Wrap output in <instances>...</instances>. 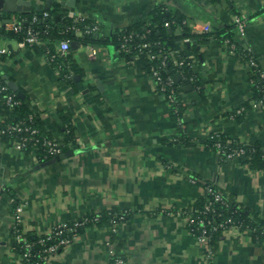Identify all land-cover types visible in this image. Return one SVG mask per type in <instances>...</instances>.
<instances>
[{
    "label": "crops",
    "instance_id": "0c3cea01",
    "mask_svg": "<svg viewBox=\"0 0 264 264\" xmlns=\"http://www.w3.org/2000/svg\"><path fill=\"white\" fill-rule=\"evenodd\" d=\"M28 1L31 12L0 9V30L24 14L57 9L56 22L89 19L99 36L111 37L158 6L182 15L193 34L207 33L206 23L216 32L235 28L233 42L210 36L177 43L202 86L201 93L185 86L179 119L152 74L112 45L74 40L77 48L67 53L76 66L65 78L45 54L0 37L9 49L0 56V73L16 82L54 140L64 142L68 126L74 134L67 151L47 161L0 139V264L21 259L12 237L18 206L33 237L109 209L130 212L117 231L87 226L46 264H109L120 242L125 264H264V163L224 158L210 144L220 133L264 154V104L253 100L252 68L236 51L250 48L264 70V0ZM241 13L249 17L243 30L234 21ZM240 107L244 113L237 114ZM210 186L239 204L263 235L229 229L213 259L187 225Z\"/></svg>",
    "mask_w": 264,
    "mask_h": 264
},
{
    "label": "trees",
    "instance_id": "16d2710c",
    "mask_svg": "<svg viewBox=\"0 0 264 264\" xmlns=\"http://www.w3.org/2000/svg\"><path fill=\"white\" fill-rule=\"evenodd\" d=\"M56 10L41 11L30 14H24L21 21V29L18 31L4 27L0 30V37L7 40L23 41L28 30H33L39 33V37L44 41L43 45H33L32 47L42 54H45L51 62L59 69L62 77L67 75L69 68H75V63L69 53L61 55L57 51L56 45L62 40L82 41L86 44H109L115 47L122 56L127 59H132L134 54L138 53L137 59L142 63L143 68L150 74L153 71H158L160 77L164 82V90H160L161 86L157 88L159 92L164 95L170 94L174 91L176 100L174 117L180 118L184 109V101L182 95L185 92V86L191 84L196 90L202 92L199 77L194 70L192 60L187 57L184 52L176 50V45L181 40H192L200 37L214 36L221 41L229 40L233 42V28L230 26L226 30L216 32L210 31L203 35L193 34L188 26L184 23V17L179 13H173L162 6L156 7L150 12L146 21L138 23L134 26L116 31L111 37L99 36L92 27L96 24L89 19H73L69 16L64 17L60 22L54 20ZM45 13L48 15L45 16ZM1 20V17H0ZM166 23H169L167 26ZM237 28V26H236ZM178 29H181L178 32ZM81 31V36H77V32ZM144 44H149V47H143ZM125 46L128 50H124ZM244 59L247 61L249 55L245 49H237ZM69 52V51H68ZM151 55H154L153 57ZM169 55V56H167ZM3 56V55H1ZM183 61V65H176L174 59ZM254 70V69H253ZM176 75H180V80L176 79ZM174 80L172 85L167 84L169 78ZM66 78V77H65ZM193 79V80H192ZM251 85L253 91V100L258 101L264 98V79L258 74L251 76ZM0 130L7 128L11 124H19L22 126L30 127V130L23 132H9L0 133V139L4 142L22 141L27 138L26 146L23 150L27 154H35L41 161H47L59 155H51L48 153V148L44 145V139H52L53 137L46 130L42 118L39 113L31 108L27 101L28 98H22L18 92L11 89L7 81L0 73ZM14 94L15 99L18 100L17 104L10 106L7 103V96ZM252 100V101H253ZM248 103V102H247ZM246 103V105H247ZM245 109V107H243ZM244 113L241 111L237 114ZM33 118L30 119V116ZM37 129V133L32 134L31 130ZM64 142H62V153L67 151L69 143L74 141L73 128L68 126L66 128ZM223 141L228 138L220 134ZM232 145L244 146L246 149V156L251 158V161H259L261 165L264 163V154L257 146H246L237 141H232ZM213 148L218 151L213 141H210ZM214 191H220L216 186H212ZM208 204L209 210L207 209ZM190 215L193 222L188 225L189 231L201 233V221L205 223L208 231L209 242L208 245L212 247L215 252L219 240L225 232L232 228H239L241 230L251 229L256 239L261 238L262 231L256 225L241 206L228 198L226 202L215 199V195L207 192V195L198 200L190 209ZM130 217V212L120 211L117 209H109L100 214L90 215L87 218L89 222L81 226L77 233L79 234L84 228L93 224H109L112 225L115 221L118 225L125 222ZM223 224V227L220 225ZM218 226L217 229H213ZM13 235V234H12ZM71 236L72 234L66 233ZM25 237L31 244L29 249L30 255L22 257L28 249L23 243L17 242L13 239V247L15 252L20 256L19 264L36 263L38 261L43 263L41 256L44 254V246L39 242L40 236L33 237L31 234L25 232ZM115 238H112L114 241ZM123 242L118 243L115 249V255L124 257L122 252ZM125 259V257H124Z\"/></svg>",
    "mask_w": 264,
    "mask_h": 264
},
{
    "label": "built area",
    "instance_id": "2783aa9c",
    "mask_svg": "<svg viewBox=\"0 0 264 264\" xmlns=\"http://www.w3.org/2000/svg\"><path fill=\"white\" fill-rule=\"evenodd\" d=\"M48 14L45 13V16H47ZM249 17L247 14L241 13V14H237L234 16V21L235 24L237 26V29L239 30H243V28L246 26L247 21H248ZM166 25L168 26L169 23H166ZM10 28L14 29V30H20L21 29V21H15L13 23L10 24ZM92 31L97 32L98 27L94 26L91 29ZM203 30L205 32H210L211 31V24L210 23H206L203 27ZM22 44H27L30 46L33 45H43L44 41H42V39L39 37V33L34 32L33 30H28L26 36L24 37L23 41H20ZM71 46V42L69 40H62L61 42L58 43L57 46V51L58 53H60L61 55H65ZM149 44H144L143 47H149ZM233 49H235V45L233 44ZM123 49L128 50L125 46H123ZM247 51V55H249V58L247 59V62L249 64V66L252 68V73L253 74H258L261 78L264 79V70L262 69V67L260 66L258 60L256 59L255 55L253 54L252 50L250 48H246L245 49ZM9 53V49L7 46H0V56L4 55V54H8ZM152 57L154 55H151ZM169 56V55H167ZM134 58L138 59L139 58V54L136 53L134 54ZM174 62L176 65H183V61L178 60L176 58H173ZM254 69V70H253ZM152 76L155 79L156 82V87L159 88V86H161L160 90H164V82L162 80V78L160 77L158 71H153ZM193 80V79H192ZM174 83V80L170 77L167 80V84L168 85H172ZM3 87H0V90ZM168 102L170 103V105L172 106L174 111H177V109L175 108V100H176V96L174 91H172L170 94L165 95ZM7 103L10 106H13L14 104L18 103V100L15 99V95L14 94H9L7 96ZM258 103L260 104H264V98L258 100ZM244 108L240 107L237 110V113H240L241 111H243ZM33 118V115L30 116V119ZM30 130V127H24L22 125L19 124H11L9 125L7 128L5 129H1L0 133H5L6 131H9L11 133L13 132H23V131H28ZM37 129H32L31 133L35 134L37 133ZM212 141L214 142L215 146L218 148V152L224 156V158H232V157H244L246 155V149L244 148V146H233L232 145V141L227 140L226 142L223 141L220 137V133L215 134L214 136H212ZM26 140L27 138L23 139L22 141H14L13 143L16 144V146L18 148H20L21 150H23V148L26 146ZM44 145L47 146L48 148V153L51 155H60L62 154V143L57 141V140H52V139H44ZM207 191L209 193H212L215 195V199L219 200V201H224L226 202L227 197L221 192V191H214L212 186L207 188ZM209 206L210 204H208L207 209L209 210ZM22 207L18 206L16 213H15V222L14 225L12 227V237L14 240H16L17 242L23 243L25 245V247L28 249L27 252L24 253V255L22 257H28L30 255L29 249L31 248V244L29 243V241L27 240V238L25 237V230L23 228V217H22ZM89 222V219L87 217L84 218H80L78 220H75L72 223H59L57 225H55L53 228H51L49 231H46L45 233L39 235L40 239L39 242L44 246V254L41 256V260H43V263L46 264L48 258L58 252L59 250L66 248L67 246H69L71 244V242L73 241V239L75 238L76 235H78L77 231L81 226L86 225ZM193 222V219L191 218V215L189 214L188 216V221H187V225H189L190 223ZM113 231H117L118 229V224L114 221L113 224L111 225ZM205 223H203V221H201V233H195L190 231V233L196 237L200 242L204 243L206 245V255L207 258L209 259H213L214 258V251L212 249L211 246L208 245L209 242V235H208V231L205 227ZM224 225L221 224L220 227H223ZM218 226H214L213 229H217ZM66 233H70L72 234L71 236L66 235ZM27 264H41L40 261L36 262V263H27ZM109 264H125V259L122 256H118L115 255V252H112V256L110 258V263Z\"/></svg>",
    "mask_w": 264,
    "mask_h": 264
},
{
    "label": "water",
    "instance_id": "95a60500",
    "mask_svg": "<svg viewBox=\"0 0 264 264\" xmlns=\"http://www.w3.org/2000/svg\"><path fill=\"white\" fill-rule=\"evenodd\" d=\"M48 3L51 4L50 0ZM49 7H45L48 9ZM0 9L3 12L7 13H14V12H31L33 10L31 6V2L28 0H0ZM72 48H77V42H71ZM177 80H180V75L175 76ZM3 78L7 81L9 87L14 91L18 92V95L22 98L25 97L24 93L19 90V86L16 84L15 81L11 80L7 75H4ZM186 89H192V85L186 86Z\"/></svg>",
    "mask_w": 264,
    "mask_h": 264
}]
</instances>
